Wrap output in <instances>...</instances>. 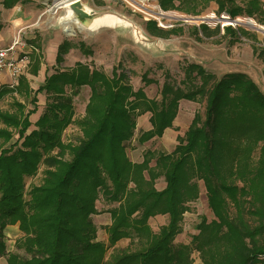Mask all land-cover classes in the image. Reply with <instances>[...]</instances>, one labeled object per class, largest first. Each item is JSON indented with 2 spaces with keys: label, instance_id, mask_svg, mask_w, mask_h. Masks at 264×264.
Instances as JSON below:
<instances>
[{
  "label": "trees",
  "instance_id": "obj_1",
  "mask_svg": "<svg viewBox=\"0 0 264 264\" xmlns=\"http://www.w3.org/2000/svg\"><path fill=\"white\" fill-rule=\"evenodd\" d=\"M18 1L3 0L2 6L10 9ZM155 1L164 12L190 16L213 3L218 14L264 25L262 0ZM145 30L157 38L182 32L154 22H146ZM193 34L197 41L209 39L219 27L201 24ZM223 36L238 41L246 33L228 26ZM27 41L36 49L35 39ZM72 49L92 56L84 43L62 41L52 74L36 90L21 76L16 87L0 89V100L18 94L32 106L27 110L14 102L11 112L0 110V257L6 264H194L193 253L198 264H264V93L258 86L244 73L216 78L187 64L178 86L165 71L160 100H149L143 89L133 90L120 64L110 75L80 62L61 68ZM253 53L264 60V49ZM31 60L29 74L36 77L40 62L35 54ZM148 74L140 77L144 86L156 84ZM82 87L90 94L84 115L74 119L73 99ZM39 94L45 96L44 108L31 124ZM180 101L204 102V111L194 113L170 153L146 151L141 162H132L126 144L134 137L136 119L149 114L150 128L138 136L139 145L161 138ZM70 126L80 133L75 142L63 138ZM39 172L41 182L26 187V179ZM160 178L165 185L157 190ZM198 182L212 219L201 216L190 242L176 246L188 205L199 198ZM100 213L110 218L106 244L96 241L92 222ZM156 216L168 222L155 233L148 221ZM10 226L21 233L15 242L21 254L7 252L4 231ZM121 240L128 244L117 248Z\"/></svg>",
  "mask_w": 264,
  "mask_h": 264
},
{
  "label": "rangeland",
  "instance_id": "obj_2",
  "mask_svg": "<svg viewBox=\"0 0 264 264\" xmlns=\"http://www.w3.org/2000/svg\"><path fill=\"white\" fill-rule=\"evenodd\" d=\"M72 0H54L48 3L42 0H19L10 9H4L3 0H0V47H5L12 42L13 37L21 31L25 48L23 53L28 57L29 63L25 73L21 76L27 80L28 87L36 90L42 85L45 75H51V68L55 64L57 46L62 41L73 44L82 42L91 50L92 56L82 55L78 50L72 49L64 56L61 68L69 69L75 63L80 62L90 67L101 70L110 75L113 67L121 65V70L126 73L129 84L134 91L143 89L149 100H160V88L164 81L163 73L168 72L175 85H179L183 80V70L187 64H197L203 67L208 73L220 78L227 73H244L247 75L264 93V63L260 57L253 53V50L264 49V35L244 24L251 20L259 27L256 19L240 16L239 24L224 23L221 20L224 13L218 14L217 7L211 3L207 9L201 11L198 16H190L176 11H161L165 16L159 19L165 28H180L182 32L178 36L167 38H157L149 36L145 30L146 22L158 23L153 17L151 10L159 8L155 0L138 2L136 0H80V3L89 11L95 14H109L108 21L100 27L89 29L88 31L74 30V34L67 36L59 28L58 21L67 17L62 5ZM264 2V0H263ZM213 14V21L194 20ZM178 17V18H177ZM148 19V20H147ZM206 25L210 30L219 27V34L209 39L202 37L197 41L193 34V27ZM230 26L235 31L243 30L246 36H238V41L231 40L229 36H223V28ZM160 28V27H159ZM199 36L201 37L200 33ZM36 40V49L32 48L27 40ZM38 57L40 69L36 77L29 74L32 67V55ZM264 59V56L262 57ZM149 71L148 79L156 81V84L144 86L140 77L145 71ZM19 77L16 86L18 85ZM2 84H8L7 78L2 75ZM15 86V87H16ZM89 89L82 87L78 95L73 99L74 119H80L84 115V109L89 98ZM14 102L25 104L26 109L32 108L29 100H24L18 94H10L0 100V110H13ZM45 104L44 94L37 95V112L30 116L33 124L41 114ZM203 113L204 102L192 103L180 101L177 116L170 129H166L161 138H154L149 142L139 145L138 136L147 131L149 114H145L136 119L134 137L126 144V154L132 162H141L146 151L170 153L176 145V138L182 137L189 126L194 113ZM33 129V127H31ZM30 129V130H31ZM80 136L78 129L70 126L64 133L65 141L75 142ZM153 162L151 163V166ZM41 182V173L35 177L26 179V187L38 185ZM163 179L156 181L155 188L161 190L164 187ZM199 198L190 203L189 210L183 216L182 232L175 237L173 244H188L190 237L196 234L195 225L201 216L212 219V214L207 207L205 191L201 182H198ZM97 206V209L105 210ZM100 208V209H99ZM92 222L97 228L96 241L106 244L107 234L105 227L109 225L110 218L106 213L92 216ZM166 216H156L149 219L148 224L153 232L166 225ZM7 252L21 254L15 249V242L21 237V233L16 226L7 227L4 231ZM128 240H121L117 243V248H124ZM112 252L109 249L107 255ZM194 264H198V255L192 254ZM0 264H6V258L0 257Z\"/></svg>",
  "mask_w": 264,
  "mask_h": 264
},
{
  "label": "built area",
  "instance_id": "obj_3",
  "mask_svg": "<svg viewBox=\"0 0 264 264\" xmlns=\"http://www.w3.org/2000/svg\"><path fill=\"white\" fill-rule=\"evenodd\" d=\"M151 13L153 17L150 16V18L155 19L160 28H165V26L159 22V19H163V17L167 16L164 15L160 8L154 7L151 10ZM222 18L229 17L226 15V17L222 16ZM203 22L204 21H201L200 23ZM25 47L26 46L25 42L22 40L21 31H18L9 45L0 47V89L2 87L14 88L18 78L25 73L29 64L28 57L23 53ZM3 74L4 77L9 81L8 84L1 83ZM262 260L264 261V256L262 257Z\"/></svg>",
  "mask_w": 264,
  "mask_h": 264
},
{
  "label": "water",
  "instance_id": "obj_4",
  "mask_svg": "<svg viewBox=\"0 0 264 264\" xmlns=\"http://www.w3.org/2000/svg\"><path fill=\"white\" fill-rule=\"evenodd\" d=\"M54 0H42L44 3H48ZM67 12L66 19H75L79 22L80 27L78 28L80 31H88L89 29H94L100 27L103 23L108 21L109 14H95L92 11L86 9L81 3L80 0H72L67 2L64 7ZM228 19L231 22H234L230 18H221V20ZM197 20V19H194ZM103 22V23H102Z\"/></svg>",
  "mask_w": 264,
  "mask_h": 264
},
{
  "label": "bare ground",
  "instance_id": "obj_5",
  "mask_svg": "<svg viewBox=\"0 0 264 264\" xmlns=\"http://www.w3.org/2000/svg\"><path fill=\"white\" fill-rule=\"evenodd\" d=\"M136 1H138V2H145L146 0H136ZM64 5H62L61 8L64 7ZM196 19H197V21H200V20L201 21H213L214 20V17H213V14H210V15H207L205 17H200V18H196ZM222 22H223V24L224 23H226V24L230 23V21L228 19H225ZM240 22L241 21L239 19H237L233 23L239 24ZM233 23H231V24H233ZM58 24H59V28L67 36L73 35L75 29H78V28H80V30L82 29L80 27L79 22L77 20H75V19H70V20L69 19H66V18L65 19H61V20L58 21ZM244 24H246L247 26H249L252 29H255V30L261 32L264 35V27L257 26L251 20L246 21Z\"/></svg>",
  "mask_w": 264,
  "mask_h": 264
},
{
  "label": "crops",
  "instance_id": "obj_6",
  "mask_svg": "<svg viewBox=\"0 0 264 264\" xmlns=\"http://www.w3.org/2000/svg\"><path fill=\"white\" fill-rule=\"evenodd\" d=\"M263 1V0H262ZM13 40V39H12ZM9 45V44H8ZM137 163V162H136ZM99 207H102L101 205L99 206ZM100 209V208H99ZM107 214V213H106ZM108 215V214H107ZM109 216V215H108ZM16 228H17V226H16Z\"/></svg>",
  "mask_w": 264,
  "mask_h": 264
}]
</instances>
